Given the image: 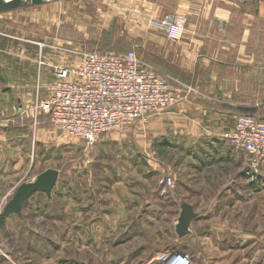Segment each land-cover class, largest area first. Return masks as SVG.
Masks as SVG:
<instances>
[{
    "label": "crops",
    "instance_id": "0c3cea01",
    "mask_svg": "<svg viewBox=\"0 0 264 264\" xmlns=\"http://www.w3.org/2000/svg\"><path fill=\"white\" fill-rule=\"evenodd\" d=\"M236 3L41 0L26 13V31L32 38L19 36L21 42L6 43L4 36L10 34L0 28V77L6 86L0 90V209L23 182L49 168L60 172L47 166L27 179L48 161L47 154L65 161L66 149H81L80 140L56 129L48 114H35L33 107L51 96L55 67H72L88 51L125 53L135 48L175 87H193L187 99L150 117L145 135L168 136L184 148L192 172L206 168L213 179L225 178L224 168L231 166L241 177L248 155L223 135L238 115H264V2L245 12L235 11ZM175 13L186 16L183 28L157 24ZM13 24L21 29V21ZM213 163L220 167L213 169ZM221 226L219 222L213 227Z\"/></svg>",
    "mask_w": 264,
    "mask_h": 264
},
{
    "label": "rangeland",
    "instance_id": "374dc122",
    "mask_svg": "<svg viewBox=\"0 0 264 264\" xmlns=\"http://www.w3.org/2000/svg\"><path fill=\"white\" fill-rule=\"evenodd\" d=\"M232 1L237 12L264 2ZM34 5L0 12V28L10 34L6 43L32 38L25 20ZM20 21L17 30L13 23ZM2 82L0 77V90ZM146 123L136 120L104 133L92 146L66 133L80 140L81 149H66L65 161L47 154L48 161L26 176L59 167L51 198L34 194L21 214L4 217L2 224L4 205L0 209V264H153L166 249L190 254L194 264H264V171L255 182L244 166L241 177L231 166L224 168L225 178L213 179L206 168L192 172L185 149L168 136L145 135ZM168 176L173 186L160 185ZM183 202L199 214L191 225L194 236L187 238L175 227Z\"/></svg>",
    "mask_w": 264,
    "mask_h": 264
},
{
    "label": "built area",
    "instance_id": "2783aa9c",
    "mask_svg": "<svg viewBox=\"0 0 264 264\" xmlns=\"http://www.w3.org/2000/svg\"><path fill=\"white\" fill-rule=\"evenodd\" d=\"M184 14L166 15L157 24L183 28ZM44 43H40L44 47ZM41 63H43L41 61ZM57 81L50 86L51 96L37 101L35 114L46 113L60 131L83 139L92 146L97 138L112 130L128 127L136 120L146 121L187 99L194 88L175 87L147 63L135 48L121 54L83 52L72 67H55ZM223 138L236 150L248 155L246 173L264 171V115H239L234 127ZM171 176L160 185L173 186ZM153 264H194L190 254L166 249Z\"/></svg>",
    "mask_w": 264,
    "mask_h": 264
},
{
    "label": "water",
    "instance_id": "95a60500",
    "mask_svg": "<svg viewBox=\"0 0 264 264\" xmlns=\"http://www.w3.org/2000/svg\"><path fill=\"white\" fill-rule=\"evenodd\" d=\"M31 1L35 4L41 2V0H25L23 2L16 0L10 1L9 3L0 4V12L14 9L22 4H28ZM59 177L60 172L57 169L49 168L39 174L35 180L23 182L4 206L1 216L6 217L15 213L21 214L25 203L32 195L38 192L45 193L50 197ZM198 216L199 214L195 211V206L193 204L189 202H183L181 204V213L175 222L176 230L181 238L194 236L191 225Z\"/></svg>",
    "mask_w": 264,
    "mask_h": 264
},
{
    "label": "trees",
    "instance_id": "16d2710c",
    "mask_svg": "<svg viewBox=\"0 0 264 264\" xmlns=\"http://www.w3.org/2000/svg\"><path fill=\"white\" fill-rule=\"evenodd\" d=\"M116 54H121V53H116ZM53 124V123H52ZM55 127V126H54ZM253 184H255V183H253ZM3 218L4 217H1V224L3 223Z\"/></svg>",
    "mask_w": 264,
    "mask_h": 264
},
{
    "label": "bare ground",
    "instance_id": "6f19581e",
    "mask_svg": "<svg viewBox=\"0 0 264 264\" xmlns=\"http://www.w3.org/2000/svg\"><path fill=\"white\" fill-rule=\"evenodd\" d=\"M2 1H3V0H0V4H2ZM14 1H15V0H14Z\"/></svg>",
    "mask_w": 264,
    "mask_h": 264
}]
</instances>
